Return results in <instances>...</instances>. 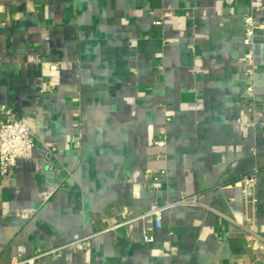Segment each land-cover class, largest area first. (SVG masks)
<instances>
[{
    "label": "crops",
    "instance_id": "obj_1",
    "mask_svg": "<svg viewBox=\"0 0 264 264\" xmlns=\"http://www.w3.org/2000/svg\"><path fill=\"white\" fill-rule=\"evenodd\" d=\"M1 108L38 141L0 179V264H262L232 183L258 169L264 232V0H0Z\"/></svg>",
    "mask_w": 264,
    "mask_h": 264
},
{
    "label": "built area",
    "instance_id": "obj_2",
    "mask_svg": "<svg viewBox=\"0 0 264 264\" xmlns=\"http://www.w3.org/2000/svg\"><path fill=\"white\" fill-rule=\"evenodd\" d=\"M234 0H225L227 4H231ZM253 2L254 0H250ZM242 25L244 31L243 44L246 46L247 54V85L245 90V98L252 100L254 97V84H253V45L256 36V31L259 28V21L254 15L253 9L247 11L242 18ZM56 64H50L51 69H55ZM3 116L0 119V179L5 180L10 178L14 172L15 162L18 158L30 157L37 143V137L34 132L29 128L25 117L18 116L12 112H7L4 108ZM249 109V108H248ZM251 109V108H250ZM154 145L161 149L156 155L158 158H164L163 149L166 145V134L163 128L160 129L158 136L154 140ZM55 150L54 146H45L46 156L53 154ZM264 170V166H263ZM258 169L252 170L240 176L232 185L237 186L240 190L244 209L242 213V219L240 221H234L238 228L245 234L246 244L250 248L254 259H261L264 262V232H258L255 230L256 215V175ZM159 173H164V170H159ZM183 202H191L193 200L182 199ZM164 207L155 208L142 213L139 216L126 217L122 215V220L111 224V228H116L122 224L133 221L145 216H153L155 225L161 226V211ZM143 239L146 241L152 240V236L144 233ZM60 248H53L44 252H37L36 254L26 258H16L14 264H33L35 259L47 255L56 253ZM248 264H254V261Z\"/></svg>",
    "mask_w": 264,
    "mask_h": 264
},
{
    "label": "water",
    "instance_id": "obj_3",
    "mask_svg": "<svg viewBox=\"0 0 264 264\" xmlns=\"http://www.w3.org/2000/svg\"><path fill=\"white\" fill-rule=\"evenodd\" d=\"M262 264H264V262Z\"/></svg>",
    "mask_w": 264,
    "mask_h": 264
}]
</instances>
